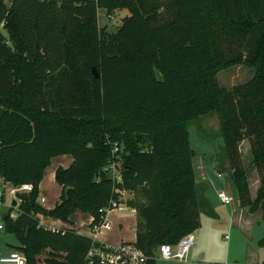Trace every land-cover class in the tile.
<instances>
[{
	"label": "trees",
	"instance_id": "16d2710c",
	"mask_svg": "<svg viewBox=\"0 0 264 264\" xmlns=\"http://www.w3.org/2000/svg\"><path fill=\"white\" fill-rule=\"evenodd\" d=\"M98 8L128 14L109 33L97 26ZM238 64L252 76L220 86L217 71ZM211 111L226 163L219 153L214 169L228 175L240 207L259 211L264 228V0H0V179L31 185L1 217L17 241L11 248L24 264H100L88 255L98 242L38 226L37 217L68 221L79 211L92 227L98 210L128 191L135 239L121 245L154 264L159 244L199 226L201 205L212 215L194 182L187 131ZM243 140L257 175L253 195ZM59 154L71 162L55 168L59 198L44 209L38 183ZM109 162L119 180L104 170Z\"/></svg>",
	"mask_w": 264,
	"mask_h": 264
},
{
	"label": "rangeland",
	"instance_id": "374dc122",
	"mask_svg": "<svg viewBox=\"0 0 264 264\" xmlns=\"http://www.w3.org/2000/svg\"><path fill=\"white\" fill-rule=\"evenodd\" d=\"M4 1L7 2V0H4ZM127 14L128 12L123 8H115L109 15H107L103 9L98 8L96 10L97 26L99 28L104 27L105 31L112 33L119 26L121 17ZM1 32L3 33L2 30ZM251 75H252V70L250 68H248L247 66L238 64V65H233V66L218 70L216 73V78L220 86L228 89L234 84L241 83V82L248 80L251 77ZM199 120H200V124H199ZM199 120L190 121L187 125L188 143L194 153V157L192 158V165L194 164V166H196V161L198 159L199 160L203 159L202 161H204L205 159H209L210 152L213 153L212 158L214 159L220 153L221 144H222L221 138L219 137V134H218V120H217L216 113L213 111L208 112L204 115H201ZM239 151L241 154L243 166L246 170L249 187L252 190L254 186H257V175L250 163V156L248 154V147H247V143L245 140L239 143ZM217 158L220 161V165L224 169L226 167V163L223 160L222 153H220ZM213 159H211L212 163H214ZM52 163L53 161H50L49 167L52 166ZM193 169L195 172L196 171L195 167ZM223 178H225L224 182L227 184V187L232 196L233 206L235 209H238L237 204H236L237 200L235 197V192L231 184V181L228 175L224 174ZM41 180H42V188H43L42 195H45L44 197L46 198V202L44 203V205H49L51 201L52 193L53 194L54 192L59 193L60 187H58V190L54 189L53 186L48 187V183L46 182V176H44V173H42L40 181ZM54 183L57 185L55 181ZM1 185H2V181L0 179L1 196L2 197L4 196L2 195L4 191L6 193L5 201L0 202V223H2L1 217L3 216V214L8 212L9 210L8 202L11 201L10 200L11 197L7 195V192H6L7 189H4L3 187H1ZM220 189H223V183H218L215 186V193L216 191ZM59 194H58V198H59ZM12 200L16 201L14 194H13ZM222 206H220V209L224 215L225 211L229 209V205L227 206L222 205ZM41 207L43 206L41 205ZM43 208L50 209V208H45V207ZM200 209L201 207L199 208V211ZM11 213L15 214L16 209L13 208L11 210ZM201 218L202 220H204L203 217ZM215 218L217 219V225L215 227L217 229L212 230L208 234L207 240L205 242L201 241V243L199 242L196 245L197 250L203 251V253L201 254L202 257H207L211 259L210 262L214 264H223V263H231L233 261L242 262L245 252L249 248L254 249L256 251L264 252V245L258 246L256 244V241L264 233L263 225L260 220H257L253 223L252 236H248V234L241 232L240 228L236 225L226 226V219L222 218L221 215ZM62 222L66 223V221H62ZM199 222H200L201 228L206 230L207 226L204 224V221H201L200 219ZM257 231H259L258 234H256ZM16 244H17V241L11 233H5L2 229H0V254L8 250L17 251L13 248H10L11 246H14ZM155 259H156L155 264H180L177 262V260H167V261L163 260L159 258L158 255H155Z\"/></svg>",
	"mask_w": 264,
	"mask_h": 264
},
{
	"label": "crops",
	"instance_id": "0c3cea01",
	"mask_svg": "<svg viewBox=\"0 0 264 264\" xmlns=\"http://www.w3.org/2000/svg\"><path fill=\"white\" fill-rule=\"evenodd\" d=\"M200 116L196 120H199ZM199 124H200V120H199ZM209 154H210L209 159H205L204 161H202L203 160L202 158H201L202 160L198 159L196 161V166H194V164L192 165V159H191V165H192L194 182L198 185V188L201 190L200 194L204 199V201L209 205L212 215L206 213V210L203 207L204 205L200 206L201 209L199 211V221L200 219L201 221H204V224L207 226V229L206 230L202 229L199 222V226L194 231H192V234L194 236V242L192 243V245L190 246L191 248H189L187 252L186 255L187 257L185 261L184 262L177 261L180 264H214L210 262L211 259L201 256L203 251L197 250L196 245L199 242L201 243V241L205 242L207 240L208 234L212 230L217 229L215 228L217 225V219L215 217H219L221 215L222 218L226 219V226L236 225L240 228L241 232L248 234V236H252L253 223L257 220H260L259 211H256L254 213H249L245 207H240L237 201L236 204L238 209L234 208L232 201V205H229V209L225 211V214L223 215L220 206L224 204H222L217 198L215 193V186L218 183H223L224 185L225 178L223 177L224 174L225 175L227 174L220 173L221 176L219 177L217 176V172L214 169V163H212L211 160L213 159L212 158L213 153L210 152ZM193 157H194V153L192 158ZM50 161H53L52 166L49 167L48 164V167L46 166L44 168L43 173L44 176H46V182L48 183V187L53 186L54 189L58 190V187L60 186L54 183V178H53L54 170L58 166L62 168L67 167L71 162V157L68 154H59L52 156L49 160V163ZM194 167L196 169L195 172L193 169ZM42 180L38 184V197L42 198L39 204L45 208H51L53 204L58 200V194L60 193L61 188L59 189V193H55V192L54 194L52 193V197L49 205H44V203L46 202V198L44 197L45 195H42L43 192ZM1 187L7 189L6 191L7 195L11 197L10 198L11 201L8 202V205L10 206L11 202L13 201L12 199L14 194L11 193L10 190L13 187L8 183H2ZM255 187L256 186H254L252 190L250 189L251 195ZM5 194L6 193L4 191L2 193V195L4 196L3 197L1 196L0 202L5 201ZM131 197L132 194L128 191L120 192L118 203L124 205V209L110 210L105 213L104 222L107 224L108 226L107 228L102 227L97 230H92L91 227H89L91 217L79 211H74L72 214H70L68 216V221H66V223L57 219L38 216L37 224H40L43 228L46 229L72 228L76 233L89 237L100 244H107L110 246L129 244L132 243L135 239V212L134 209L126 206L124 202L127 199H130ZM16 204H17V200L14 201L13 205ZM201 217H203L204 220H202ZM258 233L259 231H257L256 234ZM7 252H9V250L2 252L0 255L5 254ZM155 262L156 259H154V264ZM263 263H264V252L256 251L254 249L249 248L246 250L242 262L233 261L231 263H223V264H263Z\"/></svg>",
	"mask_w": 264,
	"mask_h": 264
},
{
	"label": "built area",
	"instance_id": "2783aa9c",
	"mask_svg": "<svg viewBox=\"0 0 264 264\" xmlns=\"http://www.w3.org/2000/svg\"><path fill=\"white\" fill-rule=\"evenodd\" d=\"M116 150L115 144L112 145L111 152ZM107 175L114 179L119 180V172L117 170V165L115 162H109L105 167ZM217 176H221L217 173ZM31 189L30 184H21L17 187H13L10 192H28ZM216 196L219 201L224 205H232V196L224 183L223 189L216 191ZM1 199V191H0ZM42 198L37 196V201L40 202ZM124 205L119 204L114 200H109L108 204L98 210L100 213L101 222L98 225L91 227L92 230H97L99 228H107V224L104 222V215L110 210H122ZM9 216L13 218L15 214L9 213ZM41 226L40 224H37ZM42 227V226H41ZM0 229H2V224L0 223ZM54 230V229H50ZM93 240V239H92ZM194 242V236L192 232H188L181 236L174 244L162 243L159 244L155 250V255L163 260H177L179 262H184L186 259L187 252ZM88 255H95L100 264H143L145 257L141 254L139 250L131 245H118L110 246L107 244H100L97 247H92L88 251ZM24 257L17 251H9L5 254L0 255V264H24Z\"/></svg>",
	"mask_w": 264,
	"mask_h": 264
},
{
	"label": "water",
	"instance_id": "95a60500",
	"mask_svg": "<svg viewBox=\"0 0 264 264\" xmlns=\"http://www.w3.org/2000/svg\"><path fill=\"white\" fill-rule=\"evenodd\" d=\"M91 72H92L94 78L98 77V73L95 71V69L93 67L91 68ZM154 75H155L157 82H160L161 76L156 70H154ZM13 204H14V200L11 202V205H13Z\"/></svg>",
	"mask_w": 264,
	"mask_h": 264
}]
</instances>
